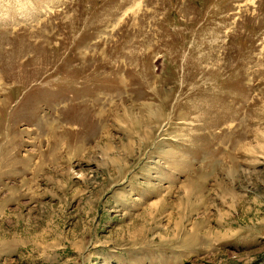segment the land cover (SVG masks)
<instances>
[{
    "label": "rangeland",
    "instance_id": "rangeland-1",
    "mask_svg": "<svg viewBox=\"0 0 264 264\" xmlns=\"http://www.w3.org/2000/svg\"><path fill=\"white\" fill-rule=\"evenodd\" d=\"M0 264H264V0H0Z\"/></svg>",
    "mask_w": 264,
    "mask_h": 264
}]
</instances>
